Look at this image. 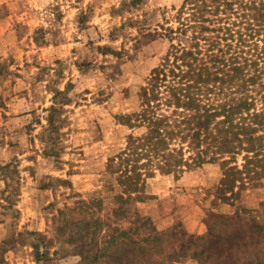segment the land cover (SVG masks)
<instances>
[{
    "label": "rangeland",
    "instance_id": "rangeland-1",
    "mask_svg": "<svg viewBox=\"0 0 264 264\" xmlns=\"http://www.w3.org/2000/svg\"><path fill=\"white\" fill-rule=\"evenodd\" d=\"M181 1L0 0V264H264V177L226 200L207 164L135 202L106 170L167 48L135 42Z\"/></svg>",
    "mask_w": 264,
    "mask_h": 264
},
{
    "label": "trees",
    "instance_id": "trees-1",
    "mask_svg": "<svg viewBox=\"0 0 264 264\" xmlns=\"http://www.w3.org/2000/svg\"><path fill=\"white\" fill-rule=\"evenodd\" d=\"M172 10L135 42L163 39L167 48L135 109L115 115L126 134L106 170L123 200L146 202L156 174L177 180L217 165L224 199L234 200L237 183L264 177V0H182Z\"/></svg>",
    "mask_w": 264,
    "mask_h": 264
}]
</instances>
